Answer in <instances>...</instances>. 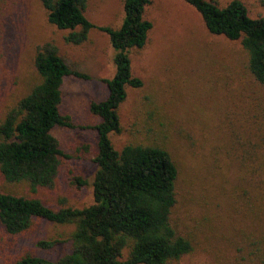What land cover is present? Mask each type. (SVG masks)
I'll use <instances>...</instances> for the list:
<instances>
[{"label":"rangeland","instance_id":"obj_1","mask_svg":"<svg viewBox=\"0 0 264 264\" xmlns=\"http://www.w3.org/2000/svg\"><path fill=\"white\" fill-rule=\"evenodd\" d=\"M215 1L223 6L230 0ZM241 1L250 16H264L260 0ZM84 14L96 25L116 28L123 19V0H87ZM145 14L153 24L148 42L130 52L133 74L143 86L127 89L119 108L122 130L110 134L111 141L117 149L139 138L162 143L178 164L173 223L191 240L193 250L167 264H236L240 253L232 242L239 239L234 225L243 217L228 201L230 187L222 179L227 166L222 159L215 160L213 145L223 148L229 123H264V92L247 71L240 43L209 33L185 1L151 0ZM66 32L48 23L39 0H7L0 24V107L19 98L34 82V47L45 41L57 45L70 67L93 77H67L63 82L60 113L79 126L52 130L69 155L62 160L54 185L33 194L27 184L10 185L0 175L1 191L36 196L52 209L82 208L93 202L98 134L89 125L99 118L87 105L107 95L100 79L112 77L115 70L114 50L104 32L94 28L78 45L64 41ZM77 176L86 183L77 184ZM73 228L35 218L27 231L9 236L0 224V264H14L26 254L55 261L70 251ZM39 241L55 243L42 247Z\"/></svg>","mask_w":264,"mask_h":264},{"label":"trees","instance_id":"obj_2","mask_svg":"<svg viewBox=\"0 0 264 264\" xmlns=\"http://www.w3.org/2000/svg\"><path fill=\"white\" fill-rule=\"evenodd\" d=\"M39 1L48 23L67 30L63 39L68 44L84 43L94 28L104 32L114 50L115 70L112 77L100 79L107 95L87 105L99 118L89 125L98 134L93 202L82 208L52 209L36 196L0 190V224L9 236L27 231L35 218L74 226L70 251L55 261L26 254L14 264H167L180 259L193 244L173 223L177 162L162 143L139 138L117 149L110 138L122 130L119 108L127 89L143 86L133 74L130 52L148 42L153 24L145 9L151 0H123L124 15L116 28L92 23L84 14L87 0ZM183 1L198 12L209 33L240 43L247 71L264 92V16H250L241 0L223 6L215 0ZM260 2L264 5V0ZM6 7L7 0H0V24ZM33 64L34 82L19 98L0 107V175L4 183L27 184L34 194L54 185L62 160L69 158L52 130L79 126L59 110L65 78L93 77L70 67L53 41L35 45ZM227 137L220 150L213 145V153L216 161L226 163L229 174L223 172L222 179L230 187L228 201L243 217L234 225L239 239L232 242L240 253L236 264H264V123H229ZM75 179L79 185L86 183Z\"/></svg>","mask_w":264,"mask_h":264}]
</instances>
